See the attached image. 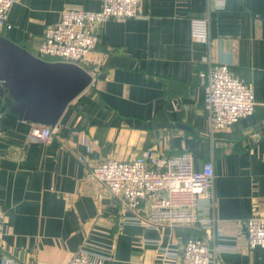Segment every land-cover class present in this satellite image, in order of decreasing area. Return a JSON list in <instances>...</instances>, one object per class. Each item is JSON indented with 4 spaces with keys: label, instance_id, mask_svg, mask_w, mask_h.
Masks as SVG:
<instances>
[{
    "label": "crops",
    "instance_id": "1",
    "mask_svg": "<svg viewBox=\"0 0 264 264\" xmlns=\"http://www.w3.org/2000/svg\"><path fill=\"white\" fill-rule=\"evenodd\" d=\"M102 1L15 0L0 33L35 54L63 9ZM140 10L99 28L106 76L69 104L48 142L31 140L34 123L10 111L0 84V264H66L85 242L110 264H180L162 250L200 232L219 248L214 264H264V248L246 244L253 204L264 211V0H140ZM194 19L208 20V40L193 37ZM216 63L252 83L256 109L213 140L199 72ZM145 148L190 151L197 168L213 161L210 196L198 203L209 225H152L153 195L132 211L86 179L99 161Z\"/></svg>",
    "mask_w": 264,
    "mask_h": 264
},
{
    "label": "built area",
    "instance_id": "2",
    "mask_svg": "<svg viewBox=\"0 0 264 264\" xmlns=\"http://www.w3.org/2000/svg\"><path fill=\"white\" fill-rule=\"evenodd\" d=\"M14 2L0 0V26L11 28L7 19ZM141 15L140 0H103L96 11L65 8L58 22L45 28L35 55L50 61L76 63L96 79L103 65L97 50L99 28L110 19L122 21ZM192 35L208 40V20L194 19ZM199 75L205 82L207 127L204 132L215 140L217 133L254 113V90L247 78L235 74L226 63H216ZM55 133L56 126L34 123L30 138L46 143ZM79 160L84 162L85 157L79 156ZM86 179L102 183L132 211L138 210L142 202L153 195L147 212L152 225H209V220L200 216L198 203L201 198L210 196L214 182L213 161L207 160L197 168L190 151L162 156L153 148H145L130 160L107 158L89 167ZM85 244L66 264H110V257L95 255ZM246 244L250 249L264 248V211L256 204L246 221ZM218 249L211 246L208 237H179L161 254L163 260L176 259L180 264H214Z\"/></svg>",
    "mask_w": 264,
    "mask_h": 264
},
{
    "label": "water",
    "instance_id": "3",
    "mask_svg": "<svg viewBox=\"0 0 264 264\" xmlns=\"http://www.w3.org/2000/svg\"><path fill=\"white\" fill-rule=\"evenodd\" d=\"M96 79L73 62L43 59L0 33V84L21 120L55 127L69 104ZM185 127V126H183Z\"/></svg>",
    "mask_w": 264,
    "mask_h": 264
},
{
    "label": "trees",
    "instance_id": "4",
    "mask_svg": "<svg viewBox=\"0 0 264 264\" xmlns=\"http://www.w3.org/2000/svg\"><path fill=\"white\" fill-rule=\"evenodd\" d=\"M194 225H198V224H194ZM199 229H201V228H199ZM187 237H191V236H187ZM193 237H203V236H202V234H201V232H200L199 235L196 234V236H193Z\"/></svg>",
    "mask_w": 264,
    "mask_h": 264
},
{
    "label": "rangeland",
    "instance_id": "5",
    "mask_svg": "<svg viewBox=\"0 0 264 264\" xmlns=\"http://www.w3.org/2000/svg\"><path fill=\"white\" fill-rule=\"evenodd\" d=\"M192 224H187V226H191Z\"/></svg>",
    "mask_w": 264,
    "mask_h": 264
}]
</instances>
